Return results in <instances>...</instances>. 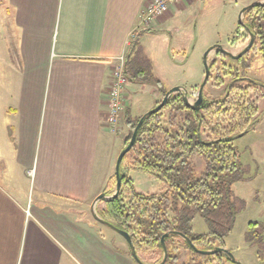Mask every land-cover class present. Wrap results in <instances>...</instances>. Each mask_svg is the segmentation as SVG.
<instances>
[{
	"label": "crops",
	"instance_id": "1",
	"mask_svg": "<svg viewBox=\"0 0 264 264\" xmlns=\"http://www.w3.org/2000/svg\"><path fill=\"white\" fill-rule=\"evenodd\" d=\"M0 2V264H136L84 213L123 148L109 122L113 71L136 32H161L200 0L171 6L149 28L141 15L152 0Z\"/></svg>",
	"mask_w": 264,
	"mask_h": 264
},
{
	"label": "trees",
	"instance_id": "2",
	"mask_svg": "<svg viewBox=\"0 0 264 264\" xmlns=\"http://www.w3.org/2000/svg\"><path fill=\"white\" fill-rule=\"evenodd\" d=\"M243 23L230 45L241 47L250 41L252 34L255 41L251 50L258 51L264 64V5L246 7ZM244 29L247 34H242ZM148 32H136L131 38L125 74L132 83L156 85L163 100L168 91L151 72L144 71L140 60L143 54L141 39ZM218 55L237 62L243 61L245 56L235 59L222 53ZM215 68L216 63H209L210 79ZM228 71L232 76V71ZM218 85L223 86V82L218 81ZM258 88L264 92V84L236 73L219 99L209 97L204 90L202 104L198 109H192L185 104L183 95L176 93L160 112L145 118L134 147L120 166V194L105 203V209L99 212L100 218L109 225L130 235L141 263L160 264L163 260L162 237L179 232L191 240L195 250L182 238L171 234L165 240L166 264H180L182 249L190 252L191 258L181 264H236L223 253L204 255L198 251L226 249L224 240L232 233L237 217L245 207L233 190V185L245 177L233 141L255 130L264 120V112L256 107L250 96ZM199 89L194 88L191 94L196 101ZM143 116L134 118L130 108L125 111L123 119L129 134L123 149L130 143ZM195 158L203 164L200 171ZM132 173L155 178L164 190L155 194L139 193ZM116 185L114 174L105 194L109 196L116 190ZM197 216L205 221L208 234L194 233L193 222ZM245 241L251 247H264V227L251 223ZM127 246L126 254L138 264ZM149 256L159 258L153 263Z\"/></svg>",
	"mask_w": 264,
	"mask_h": 264
},
{
	"label": "rangeland",
	"instance_id": "3",
	"mask_svg": "<svg viewBox=\"0 0 264 264\" xmlns=\"http://www.w3.org/2000/svg\"><path fill=\"white\" fill-rule=\"evenodd\" d=\"M256 2H264V0H200L192 9V12L188 14L189 16L178 17L172 20L165 30L151 33L141 40L143 54L140 60L144 71L151 72L154 78L162 83L163 89L167 91L176 87L184 88L188 92L190 103L194 104L196 98L191 94L193 89L199 88L204 81V56L206 52L214 46L222 47L225 50L230 48L234 50L241 49L242 52L249 41L241 47L231 46L230 41L236 37L238 32L242 10ZM3 28L4 23L0 22L2 58L6 55V33ZM242 34H247L246 29L242 30ZM239 53L234 51L236 56ZM7 58L10 64V59L12 58L10 46L7 51ZM124 58L126 62V57ZM209 63H216L217 65V69L215 68L213 76L205 89V92L211 98H221L224 91L228 88L232 76L234 77L236 73L241 76L246 75L251 80L264 84L263 60L255 49L248 52L244 56V60L240 62L219 56L214 50L208 57ZM247 65H249L248 68H246ZM119 66L120 62L117 63V70ZM116 69L113 73L117 71ZM228 70L232 71V76ZM5 76L6 74L3 75V78L0 77V100L1 95L4 94H2L4 87L1 83L3 82L2 79L5 80ZM127 80L121 95V99L125 103V109L120 116L118 124L113 129L120 140L123 137V147L129 134V128L123 119L127 108H130L132 117L137 118L145 115L150 109L152 110L155 104L162 100L161 90L156 85L145 86L139 83H132L128 78ZM218 81H222L223 86H219ZM250 96L256 107L261 112H264L263 90L258 88L251 92ZM155 100L157 101L155 102ZM151 106L153 107L150 108ZM125 126L127 136L123 134V127L125 129ZM233 147L238 153L239 162L245 174L244 180L233 185V190L235 197L243 201L245 207L238 215L234 229L225 238L224 244L226 250L230 251L239 263L264 264V247H251L245 241V234L248 232L251 223H258L264 227V120L255 130L233 141ZM194 161L200 171L203 168L201 160L195 158ZM131 178L134 180L137 191L141 194H155L164 190L159 181L147 174L132 173ZM30 191L28 197L33 200V191L31 189ZM114 192L115 190L109 196H112ZM104 209L105 203L103 202H99L97 207H95L98 216L99 212ZM69 213L73 216L78 215L74 211H69ZM84 213L86 217L88 216V220L91 223L98 224L91 213L90 207L84 208ZM100 227L117 236L116 244L118 243L126 252L128 251V246L123 237L101 223ZM193 231L196 235L209 233L205 221L200 216H197L193 222ZM181 254V263L191 258V253L183 249ZM158 258L149 256V260L153 263Z\"/></svg>",
	"mask_w": 264,
	"mask_h": 264
},
{
	"label": "water",
	"instance_id": "4",
	"mask_svg": "<svg viewBox=\"0 0 264 264\" xmlns=\"http://www.w3.org/2000/svg\"><path fill=\"white\" fill-rule=\"evenodd\" d=\"M261 5H264V2H256V3H254L251 6H261ZM245 9H243L242 12H241V14H240V23L241 24H244L243 23V15H244ZM254 41H255V38L251 34V39H250L248 45L244 48V50L242 52H240L238 54V56L232 54L231 52H229V51H227L224 48L219 47V46H214V47L210 48L206 52V54L204 56L205 78H204V81L202 82V84L200 85V89H199L197 101L194 104H191L190 101H189L188 92L184 88H182V87H176V88H173L172 90L168 91L167 94L165 95V97L163 98L162 102L156 108H154V109L150 110L149 112H147V114H145L140 119L139 123L137 124V126H136V128L134 130V133L132 135V138H131L130 143L128 144V146L126 148H124L120 152L119 157H118V160H117V163H116V169H115V176H116V180H117V185H116V190H115L114 194L112 196H107L105 193H103V194L99 195L96 198L95 203L93 204V207L91 209V212H92L95 220L97 222H99V223H101V224L109 227L110 229L114 230L121 237H123L125 239V241L127 242V244L129 245V247L131 249L133 258L136 260V262L138 264H143V263H141V261L137 257V254H136L135 248L133 246V242H132V239H131L130 235L127 234L124 231L118 230L117 228L113 227L112 225H109L107 222H105L103 219H101L98 216V214L96 213V211H95L96 204L99 203V202H103V203L111 202V201L115 200L119 196L120 191H121V188H122V178H121V174H120V166H121V163H122L123 159L125 158V156L134 147V145L136 143V139H137L138 133H139V130L141 129V127H142V125H143V123L145 121V118L148 115H153V114H156V113L160 112L164 108V106L166 105L168 99L173 94H176V93H179V94H182L183 95V100H184L185 104L189 108L198 109V107H200V105L203 102V99H204V90H205V87L207 86L208 81L210 79V70H209V64H208V57H209L210 53L213 52L214 50H216L217 53H222V54H225L227 56H231L232 58L238 59V58H241L244 55H246L252 49V47L254 45ZM171 234L172 235L179 236L180 238H182L184 241H186L195 250V246L192 244L191 240L188 237H186L184 234L179 233V232L167 233L161 239V245H162V248H163V260H162V262L160 264H166V261H167V258H168V249H167L165 240ZM198 252L201 253V254H204V255H213V254H216V253H223V254L227 255L228 258L231 261L235 262L236 264H241V263H239L236 260L235 256L230 251H228L226 249H221V248L219 249L218 248V249H215V250L198 251Z\"/></svg>",
	"mask_w": 264,
	"mask_h": 264
},
{
	"label": "built area",
	"instance_id": "5",
	"mask_svg": "<svg viewBox=\"0 0 264 264\" xmlns=\"http://www.w3.org/2000/svg\"><path fill=\"white\" fill-rule=\"evenodd\" d=\"M189 0H152L147 6L143 14L141 15V23L145 28H149L156 20L166 15L171 6L185 3ZM125 58L120 60V66L118 72L113 73L112 84L109 91V107L110 118L109 122L116 127L119 122L120 116L125 109V103L121 99L122 89H124L127 83V76L125 74Z\"/></svg>",
	"mask_w": 264,
	"mask_h": 264
}]
</instances>
